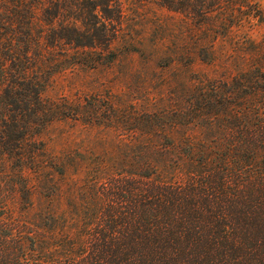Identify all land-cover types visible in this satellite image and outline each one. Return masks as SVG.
I'll use <instances>...</instances> for the list:
<instances>
[{"label": "trees", "instance_id": "1", "mask_svg": "<svg viewBox=\"0 0 264 264\" xmlns=\"http://www.w3.org/2000/svg\"><path fill=\"white\" fill-rule=\"evenodd\" d=\"M156 1L204 29L264 18L258 0ZM122 21L121 0H0V264H264V96L255 101L262 111L236 112L231 105L245 107L244 96L238 88L235 101L217 96L227 85L213 78L173 119L202 120L206 111L224 137H186L175 142V159L160 144L158 160L145 149L128 168L92 174L71 204L73 221L59 215L50 234L14 217L12 198L33 206L39 186L24 175L45 156L38 128L61 113L42 96L50 75L68 63L113 62Z\"/></svg>", "mask_w": 264, "mask_h": 264}, {"label": "rangeland", "instance_id": "2", "mask_svg": "<svg viewBox=\"0 0 264 264\" xmlns=\"http://www.w3.org/2000/svg\"><path fill=\"white\" fill-rule=\"evenodd\" d=\"M121 1L123 21L115 60L94 67L68 63L50 75L42 92L52 103L48 106L61 113L38 128L45 156L36 157L42 160L39 167L25 169L26 178L39 184L33 206L21 208V195L11 200L14 217L33 223L41 234H50L51 224L59 227V215L73 221L76 211L71 204L79 201L82 183L92 174L104 179L128 168V162H138L145 149L154 151L158 160L155 150L160 144L167 145L165 152L175 159L174 144L186 137L207 143L220 138L216 119L206 111L201 112L202 120L186 115L173 119L176 109L185 112L192 107L198 88L206 86L202 82L213 78L226 84L214 93L230 102L238 88L245 107L232 103L236 112L254 109L255 104L262 111L255 101L264 96V18L210 30L156 0ZM258 1L264 14V0ZM252 77L260 88L248 82ZM246 94L255 98L245 99ZM147 113L164 118L149 122ZM219 115L227 119L224 111ZM246 116L252 125L253 118Z\"/></svg>", "mask_w": 264, "mask_h": 264}]
</instances>
